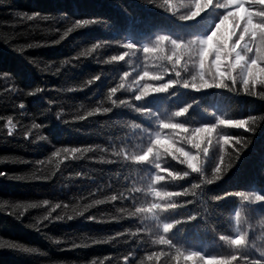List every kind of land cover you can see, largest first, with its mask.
I'll return each mask as SVG.
<instances>
[{"label":"trees","instance_id":"trees-1","mask_svg":"<svg viewBox=\"0 0 264 264\" xmlns=\"http://www.w3.org/2000/svg\"><path fill=\"white\" fill-rule=\"evenodd\" d=\"M196 3L0 0V264H192L177 261V249L205 256L201 264L233 254L232 264H264V85L247 94L238 67L235 84L225 81L229 87L191 86L201 83L200 45L191 41L216 32L215 48L232 29L231 18L220 23L223 15L243 17L245 11L225 7L228 0L207 7L199 0L200 14L184 19ZM245 8L260 11L264 0H245ZM84 20L89 23L76 26ZM239 35L231 36L229 48ZM160 36L169 39L160 42ZM243 43L237 51L254 58L255 45L249 53ZM213 59L204 69L208 81ZM155 75L161 79L150 78ZM166 83L167 91L136 99L146 87ZM185 107L184 115H173ZM251 117L249 131L219 122ZM162 123H181L189 132ZM206 126L215 129L211 143L205 134L197 150L191 130ZM157 135L153 155L137 163L133 157L153 147ZM225 136L231 137L227 145ZM167 147L177 159L163 153ZM157 148L163 153L159 170ZM177 148L199 156L198 172L180 162ZM169 171L183 178L173 180ZM156 175L163 179L153 183ZM160 190L181 195L162 201ZM171 202L179 207L169 208ZM153 203L158 220L136 211ZM163 224L172 225L169 232ZM245 233L244 245L229 243ZM160 237L169 243H159Z\"/></svg>","mask_w":264,"mask_h":264},{"label":"snow or ice","instance_id":"snow-or-ice-1","mask_svg":"<svg viewBox=\"0 0 264 264\" xmlns=\"http://www.w3.org/2000/svg\"><path fill=\"white\" fill-rule=\"evenodd\" d=\"M253 3L259 2V0H252ZM212 4V0H207V4L204 5V7H207L208 5ZM235 5L237 9L244 10L245 15L243 17H239L236 12H228L227 15H223V19L220 21L221 24L224 23V21L229 20V18L232 19V29L230 35L223 40H217L216 41V46L213 48L212 41L213 37L216 36V32H213L211 36H209L207 39L204 40H198V41H191L192 44L199 43L200 45V50H199V67L201 69V75H200V84H192L191 86L199 91L202 88L208 89V88H226L229 87L225 81L226 80H231L233 84L236 82V77L232 75V73L239 67L242 69V74H243V88L247 94H254V91H249L251 88L252 90L255 89L256 85L259 83L261 85H264V9L260 11H252L248 10L245 8V0H228V4L225 5V7ZM202 7L199 3V0H197L196 6H195V11H193L189 16L184 17V19H192L195 16H198L200 12L202 11ZM19 15V13H18ZM27 19L31 20L33 19V16L24 14ZM38 15V14H37ZM259 17V20H256L255 18ZM43 19H49V17H43ZM88 20L84 21H77L76 26L80 27L82 25L88 24ZM241 24H243V27L241 28ZM217 32L220 29V25L216 26ZM72 29H69L71 31ZM240 30V35L238 37V40L229 48L228 41L231 39V36L236 35V31ZM248 37V41L245 42V38ZM160 42H163L165 40H168L169 38L166 36H160L159 38ZM243 43V48L251 53L253 52V46L255 45V56L254 58H251L250 60L247 59L244 55H242L237 49L241 48V45ZM173 45L179 49L181 47L180 44L177 42L172 41ZM125 48L131 49L134 46L130 43H126L123 45ZM149 49L148 47H145ZM144 48V49H145ZM151 51V49H149ZM147 51V52H149ZM146 52V51H145ZM146 52V53H147ZM233 54H235L234 59H231L233 57ZM127 55V53H125ZM174 56L176 55L175 53L173 54ZM209 56H213L214 59L212 60L211 67L215 69L214 72L211 73L212 75V80L208 81L205 79L204 76V69L206 62L208 60ZM123 56L120 57H112L113 60L115 59H120L123 60ZM169 59H172L171 57ZM179 56H176V59L173 61L174 64L179 63ZM223 69V70H222ZM259 74V78L258 75ZM176 76H180V72H176ZM98 78V77H97ZM161 79V78H160ZM159 80V79H158ZM175 83V81H173ZM168 85L166 89L163 91H158V92H165L167 89L171 86L170 84H164ZM187 85V83L184 84V86ZM122 86V85H121ZM112 93L115 94L116 88H112ZM261 96H264V93H261ZM137 97V96H136ZM141 99V98H140ZM139 99V100H140ZM21 108L24 107L23 104L20 105ZM89 115H92V113H89ZM182 116V115H181ZM223 120V119H222ZM256 117H251L250 119H228V120H223L226 121L227 123H221V124H226L229 125L233 128L237 129H243L245 131H249V125L250 123L255 122ZM9 125H12V121H8ZM215 130V129H214ZM214 130L211 133H206V132H201L196 134L195 139L190 138V143L192 144V147L199 150L201 148V141L204 139L205 134H207V137L209 139V143H211V135L214 132ZM11 130L9 131V135H11ZM231 140V137L225 136L223 137V143L227 145ZM161 142V141H160ZM237 144L240 143L239 140L236 141ZM169 149L168 155L173 156V159H177L173 151L171 150L170 147H167ZM179 149V148H177ZM87 150V149H85ZM65 152L69 151V149H64ZM72 152H77L79 149H72ZM175 152H179L181 156H183V160H181V163H186L187 167L192 170V172H198L200 170V167L198 166V160L199 156L198 155H193L190 152H184L182 149H179ZM58 154V153H57ZM204 154H208V149L207 147L204 148ZM142 156L141 159H136V157H133V159L137 163L141 162H147L149 160V157L151 154L148 155H139ZM221 160H223V157H221ZM217 173L221 171L220 167H217L215 169ZM168 173H172L170 177H172L173 180L176 179H182L183 177L181 175H176L175 172L169 171ZM208 183H211L212 180H208ZM194 187H198V185H194ZM243 195V194H241ZM180 196V195H179ZM113 200L116 199V196L112 197ZM255 200L260 201L261 197L256 195ZM45 203H47L45 201ZM36 205H32V207H35ZM70 218V217H69ZM172 228V225L168 224L167 227H163V231L165 233L169 232L170 229ZM159 243H169L168 240H165L163 237H160ZM236 246H241V245H236ZM3 245H0V248H2ZM8 247L12 248L15 247L14 244H9ZM177 261H179L181 255L184 253L180 252L179 249H177ZM153 255H156V253H153ZM262 256H264V253H261ZM188 259H191V256L187 257ZM151 259V257H149ZM237 257L232 258V261L236 260ZM259 264V262H257Z\"/></svg>","mask_w":264,"mask_h":264},{"label":"clouds","instance_id":"clouds-1","mask_svg":"<svg viewBox=\"0 0 264 264\" xmlns=\"http://www.w3.org/2000/svg\"><path fill=\"white\" fill-rule=\"evenodd\" d=\"M144 51H149V49L145 48ZM148 72H145L144 73V76H148ZM144 77L142 76L141 79H143ZM151 79H160L161 76L159 75H155V76H152L150 77ZM195 79V77L193 78ZM168 87V85H162L161 87L159 88H155V89H149V88H145L144 91L141 93V95H138L136 97L137 100H139L141 98V96H143L145 93H147L149 90L151 91H155V92H158V91H163L164 89H166ZM185 87H187V85H185ZM188 111V107H185V108H182L178 111H175L173 113V115L179 117L181 115H184L186 112ZM220 123H227L226 121H223V120H220L219 121ZM161 127L162 128H169V129H173V130H177L178 132L180 133H188L189 132V128H187L186 126H184L183 124L181 123H162L161 124ZM214 130V126H206V127H197V128H194L191 130V138L195 139V136L196 134L198 133H201V132H206V133H211L212 131ZM160 144V136L157 135L156 136V139L153 141V147H149L147 149V151L142 154V155H148V154H151L153 155V148L157 145ZM179 149H175V151H177ZM163 153H167L168 154V150L167 148H165V150L163 151ZM163 153L160 151L159 148L156 149V152H155V168L156 169H160L161 168V164L159 163ZM142 156H137L136 159H141ZM174 158V157H173ZM173 175L172 173H169V176ZM177 175V174H176ZM160 179H163L162 177H160L159 175H156L154 177V180H153V183H155L156 180H160ZM156 195H158L161 200L163 201L165 197H175V196H179L181 195L180 192L178 191H167V190H160L159 192L156 193ZM167 206L169 208H177L179 207V205H177L176 203L174 202H171V203H167ZM154 210H159V205L153 203V204H150L146 207H140L138 208L136 211L138 212H143L145 213V219H155V220H158L159 217L156 215V212ZM148 214H151V215H148ZM168 224H163V227H167ZM222 239H225L224 237H222ZM246 242V233L245 234H241L240 236H238L236 239H231L229 240V243L231 245H244ZM183 253V252H182ZM264 253V252H262ZM188 256H191V261H192V264H201L202 261L205 260V256L199 254V253H196V252H188L187 255L183 254L181 255V257H183V259L185 261L189 260L187 257ZM180 257V258H181ZM236 257L235 254L231 255L230 257L228 258H217L216 256H212L209 260V264H231V260L232 258ZM180 260V259H179Z\"/></svg>","mask_w":264,"mask_h":264}]
</instances>
